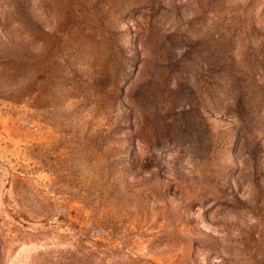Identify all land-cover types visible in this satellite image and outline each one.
Here are the masks:
<instances>
[{"label": "rangeland", "instance_id": "1", "mask_svg": "<svg viewBox=\"0 0 264 264\" xmlns=\"http://www.w3.org/2000/svg\"><path fill=\"white\" fill-rule=\"evenodd\" d=\"M0 264H264V0H0Z\"/></svg>", "mask_w": 264, "mask_h": 264}]
</instances>
